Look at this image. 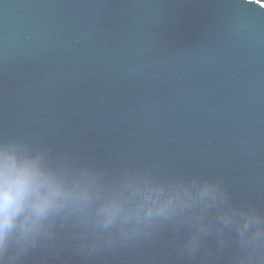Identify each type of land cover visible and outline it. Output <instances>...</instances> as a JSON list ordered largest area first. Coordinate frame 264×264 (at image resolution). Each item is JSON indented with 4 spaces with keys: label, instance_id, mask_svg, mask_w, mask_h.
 I'll list each match as a JSON object with an SVG mask.
<instances>
[{
    "label": "water",
    "instance_id": "water-1",
    "mask_svg": "<svg viewBox=\"0 0 264 264\" xmlns=\"http://www.w3.org/2000/svg\"><path fill=\"white\" fill-rule=\"evenodd\" d=\"M105 173L211 178L264 213V0H0V137ZM189 222L112 244L61 230L22 264H264Z\"/></svg>",
    "mask_w": 264,
    "mask_h": 264
},
{
    "label": "clouds",
    "instance_id": "clouds-1",
    "mask_svg": "<svg viewBox=\"0 0 264 264\" xmlns=\"http://www.w3.org/2000/svg\"><path fill=\"white\" fill-rule=\"evenodd\" d=\"M213 209L221 244L224 231H232L248 257L264 261V213L232 205L217 180L125 169L106 182L103 170L47 144L0 137V264H22L69 225L95 233L90 247L96 249L98 240L112 244L173 221L189 222L193 230L186 247L195 252L213 229L206 221Z\"/></svg>",
    "mask_w": 264,
    "mask_h": 264
}]
</instances>
